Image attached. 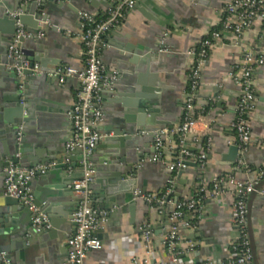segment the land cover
Returning <instances> with one entry per match:
<instances>
[{
  "label": "crops",
  "instance_id": "crops-1",
  "mask_svg": "<svg viewBox=\"0 0 264 264\" xmlns=\"http://www.w3.org/2000/svg\"><path fill=\"white\" fill-rule=\"evenodd\" d=\"M31 2L32 0H23L21 6ZM113 2L114 0H40L38 6L41 5V8L36 11L46 16V21L39 22L38 25L41 27L38 31L43 33V37L25 41H33L35 52L48 60L46 72L63 67H84L83 47L78 38V13L87 11L101 15ZM227 2L229 0H144L141 8L150 11L157 22L146 19L134 7L118 28L105 35L104 41L110 48L102 52L101 58L107 67L117 70L118 78L114 86L118 90L104 92L102 95L104 120L98 127L101 133L112 135L109 129L114 127L118 119L135 118L138 114L139 96L144 95L152 97L157 102L156 108L161 116L169 118L173 123L165 128H173L181 122L187 76L193 61L189 53L195 51L200 39L220 27L222 8ZM25 31L33 34L38 32L31 28ZM2 45L0 40V46ZM127 45L139 46L142 50L136 65L120 61L127 59L123 51ZM245 47H255L264 54V21L256 22L244 33L240 46H233L227 38H222L211 50L195 95L194 113L197 115L196 132L201 140L210 137L212 148L202 174L197 166H186L177 172L172 202L176 198L178 201L195 195L201 185L209 184L214 176L231 174L236 180L250 181L264 166V65L256 67L252 75L255 101L248 120L253 140L246 151L239 153L238 160L244 165L238 169L237 162L228 166L222 160V156L232 146L228 144L233 135L230 125L235 117L240 92L230 78V73L239 64ZM163 48L167 51L160 52ZM27 51L31 55L35 54L32 50ZM52 62L58 64L52 65ZM41 74L38 76H42ZM52 74L47 73L39 81L33 82L25 91L24 99L27 97L28 102L21 105L25 106L26 112L21 120L24 123L23 138L29 141L31 155L36 156L35 152L39 151L48 159V164H55L44 179L38 176L30 182L35 204L38 202L39 209L48 216L51 229L46 238L29 236L28 239H22L19 231L26 222L25 216L17 213L14 222L11 219L4 222L0 231L6 232L4 244L8 247V252L3 253L10 264H62L68 253L67 239L74 231L70 216L76 209L77 197L69 187L62 189V186L70 178L78 180L81 177L82 156L79 152H74L69 156L68 163L63 160L64 145L71 130L68 112L80 89V83L75 79L59 83ZM23 79L24 77L20 80ZM14 81L15 78L0 73V140L7 137L2 127L3 111L7 106L4 100L14 96L17 90ZM23 118H26V122ZM137 136L139 140L136 143L128 142L125 149H119L122 154H119L118 159L122 163L118 165L108 159L107 149L96 146L92 157L94 166L106 168L102 178L104 185L115 184L113 173L126 172L125 179H120V182L134 177V189L144 193H161L171 173L169 164L174 157L167 148L169 143H175L174 137L168 138L164 161L151 164L147 160L154 154L153 140L146 133L139 132ZM140 155L143 156L140 158ZM63 165L66 167L62 168ZM56 188H60L63 196L54 199L55 203H49L44 195ZM134 189L116 193L112 197L114 203L95 199L92 191L94 205L109 211V214L106 222L95 233L102 242V249L91 252L84 264H143L145 260L148 264H200L208 259L219 264H230L227 246L237 238L238 231L232 224V198L228 194L204 199L205 215L195 233L181 230L179 234L180 245L186 246L193 242L194 251L173 262L162 244L169 227V213L164 208L165 215L158 216L154 209L133 198ZM102 193L99 189L97 194ZM134 200L135 210L131 217L129 207ZM247 206V230L253 262L264 264V196L250 195ZM27 219L26 223H31L32 218L27 215ZM144 223H150L152 230V238L147 245L142 242L139 231ZM154 227L156 228L153 229ZM48 233H51L50 236Z\"/></svg>",
  "mask_w": 264,
  "mask_h": 264
},
{
  "label": "built area",
  "instance_id": "built-area-1",
  "mask_svg": "<svg viewBox=\"0 0 264 264\" xmlns=\"http://www.w3.org/2000/svg\"><path fill=\"white\" fill-rule=\"evenodd\" d=\"M39 4L40 0H32ZM138 0H114V2L100 15L80 11L78 13V38L83 47L84 67L58 68L52 74L59 83L66 79H75L80 83L72 108L68 112L71 130L64 145V163L69 162V156L79 152L82 156V179L73 183L72 188L77 197V206L71 215L74 231L67 239L68 253L62 264H84L87 256L94 251L102 249V242L96 237V231L106 222L109 211L97 208L92 198L90 185L95 173L92 160L97 143L111 134H103L98 127L103 123L102 95L115 84L118 72L107 67L101 58L104 50L110 46L104 41L105 35L118 28L122 20L135 7ZM16 19V32L12 44L8 48V57L21 58L18 44L20 38L40 39L43 33H27L20 24L18 17L21 11L9 14ZM264 21V0H229L222 8V19L218 29L200 39L194 52L189 54L193 61L187 76V88L184 94V114L181 122L173 128H163L153 139L154 154L147 162L160 164L164 161V149L167 147L169 137L178 138L179 142L168 144L167 150L172 153L173 161L169 164L170 171L179 172L186 167V163H193L202 174L207 165L208 155L212 148L210 137H206L204 145H200L201 137L196 132L197 118L194 117V100L201 81L202 70L208 60L209 54L216 42L227 38L233 46H240L244 33L256 23ZM161 49L160 52H166ZM29 62L24 61L15 66L17 76L23 77V70L29 69ZM264 65V54L255 47L242 49L241 59L230 78L239 87V97L236 104L235 117L230 125L232 140L228 144L235 145L241 154L250 146L253 137L248 114L254 107V89L252 75L256 67ZM32 71L39 74V67L34 65ZM23 86H19L22 90ZM24 104V97L19 99ZM26 112L23 110L22 116ZM24 123L17 127L16 141L20 143L23 138ZM145 132H141L144 134ZM238 160L236 168L243 167ZM55 166L54 163L40 164L32 168H17L10 166L4 170L3 181L4 196L17 199L32 214V225L37 231L51 229L48 216L35 204L30 188L32 179L45 175ZM264 166L258 170L257 175L250 181L236 180L231 174H221L210 179L209 184L201 185L195 195L182 198L176 203L172 202L171 195L175 177H169L161 193H144L134 189L133 198L139 200L162 216L164 208L170 207L167 216L169 227L163 240V246L173 262L185 255L192 254L195 244L189 242L186 246L180 245V231L195 233L199 223L204 218V199L215 198L221 194H228L232 198V224L238 231L237 238L227 246L230 264H254L253 253L247 230L248 206L247 199L252 194L264 196ZM210 189H208L209 187ZM203 194V195H201ZM142 242L149 244L152 238L150 223L140 226ZM1 264H10L3 252H0ZM143 264H148L145 260ZM200 264H219L208 259Z\"/></svg>",
  "mask_w": 264,
  "mask_h": 264
},
{
  "label": "water",
  "instance_id": "water-1",
  "mask_svg": "<svg viewBox=\"0 0 264 264\" xmlns=\"http://www.w3.org/2000/svg\"><path fill=\"white\" fill-rule=\"evenodd\" d=\"M22 1L23 0H0V33L2 34L0 40L3 43V45L0 46V73L8 74L9 76L15 78L14 83L17 86L14 96L4 100V102H7V106L3 111L4 118L2 127L7 137H5L3 140H0V229L1 225L4 222L7 223L9 219H11L10 221L14 222V218L17 217V213H19L20 216H25L24 221L26 222L28 220L27 215L29 218H32V214L28 208L24 207L17 199L4 196V190L2 188V183L5 178L4 170L10 166L28 169L39 164H48V159L41 155L39 151L35 152L36 156L31 155L32 151L29 147V141L26 138H23L20 143H17L16 141L17 127L21 123L22 112L25 109V106H21L19 103L20 97H24V95H26L25 91L31 86L33 82L39 81L41 77H43V75H47V73H54V70H52V72H46L48 71L46 70L48 60L43 59L40 54L35 52L36 48L35 46L33 47V41L26 42L25 39L20 38V43L18 44L17 48L21 53V58L16 59L15 56L8 57V48L12 44L16 32V19L12 18L9 15L10 13L21 11V15L18 17V20L25 30L31 28L38 31L41 29V27L38 26L39 22L46 21V16L36 11L39 7L41 8V5L38 6L36 2L32 1L25 6H21ZM143 3L144 0H138L135 4V8L139 9L146 19L157 22L158 20L154 17V15H152L150 11H145L142 9ZM30 44H32V46ZM27 50H32L35 54L31 55ZM123 51L125 52L127 59L123 58L120 61L133 65L138 63L140 59L139 57L142 55V50L139 49V46L127 45ZM24 61L29 62L30 65L29 69L23 70L22 75L24 79L21 81L16 74L15 66L20 65ZM35 64H38L39 71L42 73V76H38V74L33 73L32 67ZM51 64L57 65L58 62H52ZM20 85L23 86L22 90H19ZM113 90H118V88L113 85L110 89L104 92H110ZM139 98L140 101L137 103V116L135 118L124 117L122 119H118V121L114 124V127L109 129L110 132H112V135L104 137L97 143L98 148L107 149V154L109 155L108 159H112L111 161H113V164L115 165L122 163V160L118 159L119 154H122V152H119V149H125L128 142L136 143L139 140V137L137 136L139 132H145L149 139L153 140L154 137L159 134L161 129L173 124L170 122L169 118L161 116L159 110L156 108L157 102L152 97L144 95L139 96ZM24 102H28L27 97L24 99ZM23 121L26 122V118H23ZM0 135H2V132H0ZM164 152H167L166 149ZM142 156L143 155H140L139 157L141 158ZM238 159L239 152L235 145L230 146L228 148L227 154L222 156V160L227 162L228 166L235 164ZM52 160H54V158ZM186 166H195V164L186 163ZM64 167H66V165L62 166V168ZM94 168L95 173L92 177L90 189L94 192L93 197L97 200H100L101 202L114 203L112 197L115 196L116 193L132 191L136 186V179L134 177L124 181L121 180L120 182V179H125L126 172H120L119 174L113 173L112 176L115 178V184L104 185L102 178L105 176L104 170H106V168L101 166H94ZM44 176L45 175H41L40 177L44 179ZM81 179L82 174L78 180L70 178L63 183L64 186H62V189L69 187L70 190L74 192L72 188L73 183ZM59 189L56 188L53 191H47L45 193L44 196L47 197L49 203H55L54 199L63 196V193L60 192ZM99 189L103 191L101 195L97 194ZM176 202L177 198L174 200V203ZM135 204L136 201L134 200L129 207L131 217L135 210ZM38 205L39 204L37 202L36 206L39 207ZM169 208V206H166L165 208L167 214L169 213ZM26 222L23 223L24 225L19 231V235L22 239H28L29 236H41L43 238L48 236L47 232L50 230L37 231L33 227L32 221L28 224ZM155 228L156 227L153 229ZM159 233L161 232L159 231ZM5 235L6 232L0 231V252H8V247L4 244Z\"/></svg>",
  "mask_w": 264,
  "mask_h": 264
},
{
  "label": "trees",
  "instance_id": "trees-1",
  "mask_svg": "<svg viewBox=\"0 0 264 264\" xmlns=\"http://www.w3.org/2000/svg\"><path fill=\"white\" fill-rule=\"evenodd\" d=\"M100 17H102V15H100ZM196 116H197L196 113H194V117H196ZM174 141H175V143H178L179 142L178 138H176V137H174ZM205 142H206V138H204V139H202L200 141V145H204ZM177 175H178L177 172L175 170H172L169 177H176ZM261 182L264 183V176H263ZM209 189H210V187H209ZM201 195H203V194H201ZM170 197H173V195H171ZM180 200H178V201H180ZM163 215H165V213H163Z\"/></svg>",
  "mask_w": 264,
  "mask_h": 264
}]
</instances>
